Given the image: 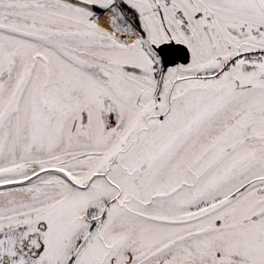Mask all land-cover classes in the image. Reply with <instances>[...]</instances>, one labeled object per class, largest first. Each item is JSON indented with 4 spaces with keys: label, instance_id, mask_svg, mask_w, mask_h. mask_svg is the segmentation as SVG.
<instances>
[{
    "label": "snow or ice",
    "instance_id": "1",
    "mask_svg": "<svg viewBox=\"0 0 264 264\" xmlns=\"http://www.w3.org/2000/svg\"><path fill=\"white\" fill-rule=\"evenodd\" d=\"M0 264H264V0H0Z\"/></svg>",
    "mask_w": 264,
    "mask_h": 264
}]
</instances>
